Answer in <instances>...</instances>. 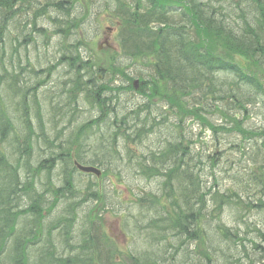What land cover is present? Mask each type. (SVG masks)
<instances>
[{
	"label": "trees",
	"instance_id": "16d2710c",
	"mask_svg": "<svg viewBox=\"0 0 264 264\" xmlns=\"http://www.w3.org/2000/svg\"><path fill=\"white\" fill-rule=\"evenodd\" d=\"M136 1V7L131 11V7L122 5L120 0H45L41 7H35L33 3L36 4V0H0V44L4 42L8 22L17 14L25 16L26 27L30 26L46 38L47 32L35 27L41 18L46 17L50 20L58 34L67 27L72 36L81 25L75 24L76 19L69 20L70 12L78 6L81 8L84 2L90 13L100 6L95 9L96 15L108 8L119 24L118 43L122 54V59L119 60L120 67L124 65L128 70L130 66L136 70L138 66H142L140 63L146 64V59H150L149 73L146 74L144 69L138 72L142 74L137 77L144 81L141 95L153 97L152 93L158 91L164 103V106L160 105L158 108L160 112L158 121V118L149 115L141 116L143 110L150 113L151 106L153 109L156 108V105L149 101L139 113H136L137 119L129 118L122 110L103 108L106 99L98 102L99 93L89 92L91 81H96L95 73L101 68L108 69L110 77L120 73V69L113 67L115 61L109 58L104 61L96 59L93 62L95 57L90 59L89 56L87 61H83L77 56L79 44L76 46H72V43L67 44L68 47L62 44L60 58L48 70L57 66L66 68L65 74L69 75V79L72 78L73 86L83 91L86 99L95 107L98 106L95 109L98 123H101L96 125L95 132L99 135H96V140L83 141L85 132L81 129L79 133L67 136V140L55 145L56 147L54 144L48 145L50 157L32 164L34 143L39 135L46 138L45 125L43 118L41 119L42 110H37L36 125L32 127L29 116L22 115L18 118L17 124L12 123L10 119L15 108L0 107V262L2 257L9 259L11 256L9 251L6 253L9 238L13 241L12 249L20 253L21 245L25 248L28 241L31 242L37 235H42V231L39 234L37 230L43 228V224H39L38 221L42 217L44 203L42 199L46 191H51L54 198L63 196L72 207L70 215L64 218L60 215L57 218L63 219L62 224L54 222L46 229L48 236L59 225L71 227L76 218V215H73L74 197L80 196L76 195L77 193L82 195L91 193L87 195L91 196L90 199L95 205L99 204L102 207L101 211L106 212L109 209L123 218L126 216L134 218L131 224L136 226L142 236L156 230L161 236L166 231L173 236L187 234L191 241L196 235L200 238L206 237L208 242L221 238L224 248L233 247L237 254L233 256L245 253V246L236 243L244 240L238 234L240 229L231 230L220 220V216L226 206L236 212L238 220H241L242 214H250L251 209L264 211V161L262 165L245 172L248 175L246 182L242 184V181L238 180L237 183L242 186L236 191L229 193L228 190L222 194L212 192V186H206L207 180L202 179L201 172L205 161L211 163V166L215 165L213 158L216 152L203 155L201 150V153H198L190 149L192 132L186 133L183 124L190 120L191 123L206 125V130L213 134L216 146L220 145L218 134L253 135V147L264 158V127L254 128L250 133L243 128L250 119V108L255 109L258 104L264 106V0H142V3L141 0ZM16 3L20 8L24 7V12L15 10ZM49 11L57 13L56 16L52 18ZM74 36V40L89 41L87 32L86 34L75 32ZM69 47L73 49L70 50ZM13 50V54H17V49ZM25 59L26 65L30 64V58ZM19 64L20 62H17V65ZM37 74V81H40L39 76L42 73L36 72L30 64L28 68L21 69L13 80L16 85L14 90L17 94L15 102L17 109L21 107L24 109L28 100L33 106L37 104L38 101L30 98H35L32 95L35 88L31 87L30 82L36 79ZM120 75L126 81L131 80L123 72ZM143 75L147 79L143 78ZM124 88L127 90V86ZM146 89L149 92H146ZM110 103L109 100L105 105L110 107ZM59 113L60 108H51L52 117L58 115L65 118L68 111L60 115ZM209 117H216V120L222 123L211 122ZM127 120H133L135 124L142 126L130 125ZM167 121L174 123L164 126H172L168 129V138H165L159 127ZM155 133L162 138L157 145L147 146L144 153L139 149L133 151L127 148L130 151L128 158L121 157L120 145L125 147L126 144L143 143L142 140L149 139ZM87 142L93 143V149ZM160 142H163V146H158ZM75 144L77 160L83 161L81 154H84L87 148L92 149L93 153H98L97 146L101 147L99 164L104 165L106 170L116 168L117 164L120 165L125 159L124 168L129 175L138 177V185H141V180L155 179L163 194L158 196L156 192L143 191L137 195L135 206H132L120 203L96 181L84 184L82 191L74 193L75 168L69 159L70 151L76 147ZM64 147L66 151L63 150ZM55 148L62 151L59 154L54 153ZM57 164L72 169L71 173H66L64 178L62 177L63 182L66 180V186L60 188L58 192L53 191L50 183L46 184L44 192L41 193L42 199L38 202L34 199L29 204L27 197L36 193L35 180L44 172L49 179V171ZM119 168L122 169L121 166ZM250 196L255 197L254 201L250 200ZM107 198L118 202L108 203ZM164 199L170 203L166 205L162 202ZM55 203L53 201L52 205ZM133 207H136L135 213ZM98 208L93 207L88 211L86 225H82L84 230L90 227V230L84 231L86 235L90 234L92 225H101L90 218ZM20 214L25 222H22L21 229H16ZM214 217L217 221L212 223ZM243 224L246 229L251 227V231L256 232L261 239L258 244L254 241L249 244L256 253H259V258L264 259V227L259 228L245 222ZM95 234H98L97 229ZM241 249L243 250L240 251ZM218 252V259L220 257L226 261L233 259L229 256L231 254H225L222 249L218 250L216 247L215 260ZM83 256L84 259H80L78 255L73 260L71 258L67 260L73 261V264L98 262L94 254L88 252ZM17 259L18 261L13 264H20L19 257ZM129 260L133 261V264H146L137 257L131 256ZM237 260H231L230 263H236ZM60 262L70 264L64 260Z\"/></svg>",
	"mask_w": 264,
	"mask_h": 264
},
{
	"label": "rangeland",
	"instance_id": "374dc122",
	"mask_svg": "<svg viewBox=\"0 0 264 264\" xmlns=\"http://www.w3.org/2000/svg\"><path fill=\"white\" fill-rule=\"evenodd\" d=\"M38 3H43L45 0H36ZM175 7V6H174ZM55 14V13H54ZM99 23L101 27L98 28V37L91 43L89 48L96 54V57L102 58V59H109L112 58L115 62V55L105 52V53H97V48L98 46L104 41L105 38H108V46L116 52V43L114 41V32H108V29H115L114 24H111L108 20H103L102 18L99 20ZM93 26V25H92ZM91 26V27H92ZM37 27H42L44 29H47L49 32L53 29L52 22L47 20L46 18H41L37 22ZM9 29V35L5 37V40L2 44V47L0 46V73L1 71L7 70V66L10 63L9 60V55L11 53V45L7 42L8 36H12L13 38H16L18 36V29L14 23L9 24L8 26ZM60 37L53 35L51 32L48 33V40H51V45L49 47L50 55L51 51L55 49L54 46H58V42L60 41ZM38 40H41L40 37H38ZM74 40V39H73ZM76 40V39H75ZM74 42L76 43V41ZM103 52L105 48H99ZM48 50V48H47ZM150 59H146V64L140 63V65L137 68V71H141L144 69L145 73H149V68H150ZM142 74V73H137V75ZM101 77L103 78L102 74ZM145 77V76H144ZM115 78L118 80L116 81L117 84H121V76L119 74L115 75ZM134 82H130V86L132 87L130 92H126L124 90L120 89V93L117 95V100H119V103L117 105H114L117 110H122V112L128 113L132 111H137L139 108L143 109V105L146 104L148 101L151 103H161L163 102V97H161V94H159L158 91H154L153 97H147L145 98L140 94V88L142 87L141 82L138 81V79L133 78ZM126 84V83H125ZM146 92H149L148 89H146ZM115 104V103H114ZM156 105V104H155ZM250 119L248 122H246L243 125V128L246 132L250 133L254 130V128H263L264 127V106L261 104H258L255 109L250 108ZM157 109H153L152 107L150 108V113H148L147 110H143L141 113V116L143 115H156ZM96 112H90L86 111V108H81L79 111L78 119L81 121L83 120L84 116L88 115H94ZM133 116L132 118L137 119L136 115H131ZM46 119V116H44ZM211 119V122H216V123H222V121L216 120V117H209ZM166 123H171L173 124L174 121H168ZM234 125V124H231ZM46 126V125H45ZM236 126V125H235ZM75 127L74 123L71 126V130ZM237 127V126H236ZM183 128L186 133H191L190 138L191 144L189 146L190 149L194 150L195 152L201 153L200 150L202 151V154L205 155L206 153H213L214 151L216 154L214 155V162L215 165L211 166V163H208L205 161L204 165V171L202 172L203 178L206 179L209 183L212 182V175L218 180L219 185L215 189H219L220 191H223L225 187H230L232 185L230 180H222V178L226 175V172L231 170V172L239 171L242 172L243 169H249L252 167L255 163H261L264 161V158L262 155L257 152L253 145V135H240L237 133H231L230 135H220L218 134L217 136L220 138V145L216 146L214 137L212 132L206 130V125H201L200 123H191L190 120H187L183 124ZM229 128V126H227ZM160 130H162V134L165 138H168V131L159 127ZM238 129V128H237ZM66 134L69 132V129L65 131ZM152 134H150L151 136ZM194 136V137H193ZM55 137V132L47 135V140L52 141ZM145 140V139H144ZM142 140V152L144 153V149L147 148V146H152V145H157L159 141H162L161 136L158 134L152 135L149 139L147 140ZM147 141V142H146ZM53 142V141H52ZM54 144V143H53ZM158 146H163V142H160ZM128 148H131L133 151H136L139 147L138 144H130L127 145ZM252 149V150H251ZM57 152L56 150H53ZM48 154V149L47 145L44 143L42 136H40L39 143L36 145L34 143L33 147V156H32V164L37 163L42 157ZM47 157V156H46ZM213 163V162H212ZM56 172L61 171L60 166H57L55 169ZM125 175V173H124ZM86 177L87 176H83ZM83 177H80L83 179ZM121 196L123 198H131V194L129 193H124L122 188H121ZM250 199H253L251 196ZM61 207V205H59ZM108 215V214H107ZM245 221H249L254 223L256 227L262 228L264 226V211H261L259 209H251L250 214H246L245 218H243ZM222 220L227 226H230L233 230L235 228H239L241 231L245 232L246 235L241 234L240 236L243 237L245 236V239L241 242H243V245L245 246V253L243 255L247 256L244 257L242 256L241 262L242 263H247L249 262V259L253 258L252 254V246L249 244L250 242L254 241L257 244L261 240L258 238L256 232L251 231V230H246L243 226V223L241 220L237 219V215L232 211L229 210L228 208L224 209V213L222 216ZM108 229L110 233L118 239L119 245L124 248L127 252V250H132L137 246V243L135 241V238L131 237L129 234H127V240L122 236V238L118 235L116 228L118 229L119 227V219H116V217L108 215ZM220 240V241H219ZM219 243L217 244V247L222 249L225 254H234L233 247L230 246L229 249L224 248L222 239H219ZM124 241V243H123ZM172 243H176L172 238L169 239ZM217 241V242H218ZM249 241V242H248ZM52 243H57L56 239L51 240ZM262 244V243H261ZM188 245V244H187ZM186 245V246H187ZM264 246V244H263ZM159 249H162V251L167 252L169 250L163 249V247L158 246L155 248L156 251ZM241 249L240 251H242ZM160 253V251L158 252ZM204 252H202V247L199 245V243H191L189 245V248H187V251H182L177 257H173V260L171 259L170 262H173L174 264H179L182 261H185V257L188 255L189 257L187 258V262L190 263L189 259H192L193 264H206L207 262H204ZM219 252L217 253V260L214 261L213 264H231L230 261L233 259H229L228 261L224 260L223 257H220L218 259ZM34 261V257H32L30 264H32ZM255 263L258 264V261L255 259Z\"/></svg>",
	"mask_w": 264,
	"mask_h": 264
},
{
	"label": "water",
	"instance_id": "95a60500",
	"mask_svg": "<svg viewBox=\"0 0 264 264\" xmlns=\"http://www.w3.org/2000/svg\"><path fill=\"white\" fill-rule=\"evenodd\" d=\"M84 171L89 172V171H93L92 169H84Z\"/></svg>",
	"mask_w": 264,
	"mask_h": 264
}]
</instances>
